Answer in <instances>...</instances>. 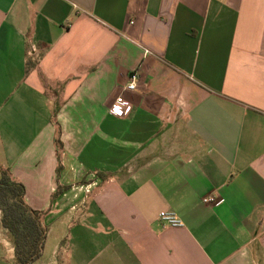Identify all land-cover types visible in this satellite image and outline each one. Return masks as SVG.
<instances>
[{
  "label": "crops",
  "instance_id": "obj_1",
  "mask_svg": "<svg viewBox=\"0 0 264 264\" xmlns=\"http://www.w3.org/2000/svg\"><path fill=\"white\" fill-rule=\"evenodd\" d=\"M0 166L44 214L34 264L259 263L264 0H0Z\"/></svg>",
  "mask_w": 264,
  "mask_h": 264
},
{
  "label": "trees",
  "instance_id": "obj_2",
  "mask_svg": "<svg viewBox=\"0 0 264 264\" xmlns=\"http://www.w3.org/2000/svg\"><path fill=\"white\" fill-rule=\"evenodd\" d=\"M56 141L60 150L61 141L59 138ZM0 173L1 221L15 248V262L34 264L42 257L48 235V227L42 220L44 214L26 203V189L12 178L9 168L0 166ZM62 191L60 189L57 195Z\"/></svg>",
  "mask_w": 264,
  "mask_h": 264
},
{
  "label": "built area",
  "instance_id": "obj_3",
  "mask_svg": "<svg viewBox=\"0 0 264 264\" xmlns=\"http://www.w3.org/2000/svg\"><path fill=\"white\" fill-rule=\"evenodd\" d=\"M29 59L33 62H37L40 59V51L36 46H31L28 52ZM139 82V69H134L130 73L129 82L125 87L126 91H135L138 88ZM110 113L117 117H124L131 112V106L123 97V95L118 96L109 109ZM205 204L220 205L221 202L216 197H207L203 199ZM160 220L171 227L181 226L180 220L177 218L175 213L172 212H161Z\"/></svg>",
  "mask_w": 264,
  "mask_h": 264
},
{
  "label": "rangeland",
  "instance_id": "obj_4",
  "mask_svg": "<svg viewBox=\"0 0 264 264\" xmlns=\"http://www.w3.org/2000/svg\"><path fill=\"white\" fill-rule=\"evenodd\" d=\"M257 264H264V259L263 258L260 259V262L259 263L257 262Z\"/></svg>",
  "mask_w": 264,
  "mask_h": 264
}]
</instances>
